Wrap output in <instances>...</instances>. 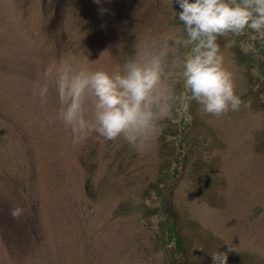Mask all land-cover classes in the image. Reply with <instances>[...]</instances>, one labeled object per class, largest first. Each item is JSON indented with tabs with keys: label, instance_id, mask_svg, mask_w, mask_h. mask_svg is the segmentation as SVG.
Returning a JSON list of instances; mask_svg holds the SVG:
<instances>
[{
	"label": "rangeland",
	"instance_id": "1",
	"mask_svg": "<svg viewBox=\"0 0 264 264\" xmlns=\"http://www.w3.org/2000/svg\"><path fill=\"white\" fill-rule=\"evenodd\" d=\"M180 11L176 0H0V264H213L219 252L264 264V40L254 32L217 40L248 105L221 117L189 99L170 56V116L143 154L95 132L74 142L54 83L47 104L33 98L62 57L113 72L137 43L171 41ZM166 206L177 256L163 246Z\"/></svg>",
	"mask_w": 264,
	"mask_h": 264
},
{
	"label": "clouds",
	"instance_id": "2",
	"mask_svg": "<svg viewBox=\"0 0 264 264\" xmlns=\"http://www.w3.org/2000/svg\"><path fill=\"white\" fill-rule=\"evenodd\" d=\"M176 3L183 27L171 41L159 46L149 41L137 43L135 55L113 72L74 66L62 57L34 83L33 98L42 106L48 102L50 83H54L59 100L56 118L71 130L74 142L95 132L106 141L122 139L143 154L158 134L159 121L170 116L171 81L177 75L170 70V56L173 68L181 69L178 75L189 99L201 106L202 114L221 117L248 106L236 94L217 40L228 34L240 36L245 30L264 40V0ZM180 49L186 50L182 57ZM10 215L19 220L24 209L13 207ZM212 260L213 264H227V253H215Z\"/></svg>",
	"mask_w": 264,
	"mask_h": 264
},
{
	"label": "trees",
	"instance_id": "3",
	"mask_svg": "<svg viewBox=\"0 0 264 264\" xmlns=\"http://www.w3.org/2000/svg\"><path fill=\"white\" fill-rule=\"evenodd\" d=\"M187 120V119H185ZM169 199L165 200L164 203L167 205ZM169 206H166L163 210L165 215H161L160 218L165 222V232L164 237L162 238L163 246L167 249L168 246L173 245L172 254L177 256V253L181 252V237L177 232L176 228V217L174 213L169 211ZM175 251L177 252H174Z\"/></svg>",
	"mask_w": 264,
	"mask_h": 264
}]
</instances>
